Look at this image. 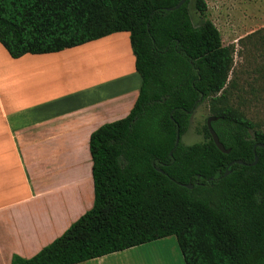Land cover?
<instances>
[{
	"label": "trees",
	"instance_id": "obj_1",
	"mask_svg": "<svg viewBox=\"0 0 264 264\" xmlns=\"http://www.w3.org/2000/svg\"><path fill=\"white\" fill-rule=\"evenodd\" d=\"M181 1L0 0V45L12 59L127 32L142 80L130 114L91 135L93 208L37 255H14L11 264H81L170 237L185 264H264V149L255 151L264 132L219 96L235 48L223 45L206 2L196 0L205 20L195 27L191 0L178 9ZM207 99L229 154L207 123L203 143H182Z\"/></svg>",
	"mask_w": 264,
	"mask_h": 264
},
{
	"label": "crops",
	"instance_id": "obj_2",
	"mask_svg": "<svg viewBox=\"0 0 264 264\" xmlns=\"http://www.w3.org/2000/svg\"><path fill=\"white\" fill-rule=\"evenodd\" d=\"M141 84L127 32L16 60L0 45V264L34 257L93 208L91 135L130 114ZM140 247L81 264H124Z\"/></svg>",
	"mask_w": 264,
	"mask_h": 264
},
{
	"label": "rangeland",
	"instance_id": "obj_3",
	"mask_svg": "<svg viewBox=\"0 0 264 264\" xmlns=\"http://www.w3.org/2000/svg\"><path fill=\"white\" fill-rule=\"evenodd\" d=\"M204 1L208 6L206 18L220 31L223 45L235 48L234 66L228 85L219 96H225L224 101L230 107L264 132V0ZM195 5L196 0H191L189 11L193 25L198 27L205 18L200 16ZM210 110L211 99L197 107L189 130L182 137L185 146L205 141L204 127L211 118ZM177 255L182 257L177 239L170 237L156 245L140 247L123 263L176 264ZM181 260L185 264L183 257Z\"/></svg>",
	"mask_w": 264,
	"mask_h": 264
},
{
	"label": "water",
	"instance_id": "obj_4",
	"mask_svg": "<svg viewBox=\"0 0 264 264\" xmlns=\"http://www.w3.org/2000/svg\"><path fill=\"white\" fill-rule=\"evenodd\" d=\"M187 0H182L178 5H177V8H181L185 3H186ZM214 118H209L208 121H207V128L212 136V139L216 145V147L224 154H229L230 153V150H227L225 149L224 145L220 142L219 140V137L217 136V134L215 133L214 129L212 128V122H213ZM180 143V137L178 136L177 137V141H176V146H178V144ZM263 148L264 149V144H258L256 147H255V151H256V148ZM258 162V157L256 156V162L255 164ZM236 164H240V165H245L244 163L242 162H235ZM254 164V165H255ZM228 174H230V172H227L225 176H227ZM189 189H192V186H187Z\"/></svg>",
	"mask_w": 264,
	"mask_h": 264
}]
</instances>
